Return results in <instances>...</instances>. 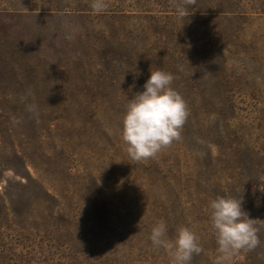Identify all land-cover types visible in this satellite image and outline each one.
Masks as SVG:
<instances>
[{
	"label": "rangeland",
	"instance_id": "rangeland-1",
	"mask_svg": "<svg viewBox=\"0 0 264 264\" xmlns=\"http://www.w3.org/2000/svg\"><path fill=\"white\" fill-rule=\"evenodd\" d=\"M93 2L0 0V264H171L161 222L216 264L209 201L242 190L260 245L231 264H264V0ZM157 69L190 115L136 163L121 120Z\"/></svg>",
	"mask_w": 264,
	"mask_h": 264
},
{
	"label": "clouds",
	"instance_id": "clouds-1",
	"mask_svg": "<svg viewBox=\"0 0 264 264\" xmlns=\"http://www.w3.org/2000/svg\"><path fill=\"white\" fill-rule=\"evenodd\" d=\"M195 3L196 0H174L181 17L188 16L189 6ZM105 7V0H94L92 4L97 13ZM174 79L171 73L150 70L143 91L129 99L121 120L120 138L132 162L155 158L181 140L190 112L182 95L172 87ZM29 111L34 112V106ZM242 192L236 197L217 196L209 201L211 227L219 253L216 264H231L232 258L239 252L253 251L260 245L259 219L249 218L243 209ZM149 239L155 248L167 251L171 264H191L193 256L203 251L199 237L187 227L178 228L175 239L170 240L166 225L161 222L151 229Z\"/></svg>",
	"mask_w": 264,
	"mask_h": 264
},
{
	"label": "trees",
	"instance_id": "trees-1",
	"mask_svg": "<svg viewBox=\"0 0 264 264\" xmlns=\"http://www.w3.org/2000/svg\"><path fill=\"white\" fill-rule=\"evenodd\" d=\"M17 14V13H16ZM18 14H20V13H18Z\"/></svg>",
	"mask_w": 264,
	"mask_h": 264
}]
</instances>
